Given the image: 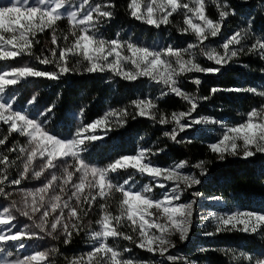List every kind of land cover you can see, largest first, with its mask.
<instances>
[{
	"label": "snow or ice",
	"instance_id": "6c2138e0",
	"mask_svg": "<svg viewBox=\"0 0 264 264\" xmlns=\"http://www.w3.org/2000/svg\"><path fill=\"white\" fill-rule=\"evenodd\" d=\"M211 2L216 4V0H211ZM86 4L88 0H80V3L76 5V10H72V0H0V61L14 60L22 55H33L34 42L40 43L35 39L36 35L52 30L51 44L53 47L42 48L41 55L35 56L34 59L38 64L55 66V71H41L27 64L13 67L10 71L0 69V122L8 126L9 133L15 132L28 138L27 147L17 148L13 145L8 149L9 152H19L20 155L16 160L22 163V171L18 178L8 182L12 185H20L22 180L29 178L30 171L35 179H40L48 173L40 187L22 193L21 206L18 207L17 202L12 201L9 206L0 209V264H52L50 256L58 252L56 247L34 250L33 253L22 257L13 256L9 249L23 250L26 247L25 240L43 239L44 236L53 239L63 236V243H70L73 235H78L82 231L83 221L80 213L83 212L87 216L88 212L93 210L97 196L106 200L113 190L121 194L118 205L119 214L114 215L109 211L106 203L100 204L101 215L96 220L99 228L88 233L93 241L91 250L73 257L69 264H149L148 261L125 258L124 253H131L132 249L117 250L107 242L109 238L132 241L137 248L158 254L164 257L165 261L176 264L177 261L186 258L166 255L169 248L176 247L169 237L179 234L180 240L186 241L193 226L194 213L193 202L181 203L179 201L185 189L200 183V180L191 175L182 174L180 171L186 166V161H181L171 167H160L147 159L156 153H153L150 148H142L137 154L123 155L106 167L90 166L80 158V153L86 150L82 146L85 145V141H96L99 137L95 134L85 135V133L90 130L94 133L95 129L104 128L110 117L117 120L126 117L128 115L126 108L106 112L103 117L83 126L71 138L61 139L46 131L44 127L47 116L52 112L54 105L37 113V117H45V121H40L38 118H30L21 110H14V96L5 97L4 93L9 86L16 85L29 77L59 79L61 74L73 71L68 66V57L79 55L87 62L85 68L87 73L111 72L127 81L149 77L156 84L163 86L161 97L173 94L187 101L191 105L188 111L173 112L171 119L161 116L158 121L161 125L174 124L172 131L165 132L164 135L176 143H182L183 141L177 140V136L192 128L194 124L221 123L216 119L211 121L201 118L193 119L192 113L198 107L197 100L179 87V77L186 73L194 71L215 73L220 70L219 68L202 69L199 64L195 63L193 49H199L207 60L216 65H226L245 51L244 47L237 49L230 48V46L240 45L247 38V33L242 35L241 31H236L226 38L222 44V52L215 49L205 51L204 42L209 37H217L221 33L223 21L230 15L228 11H221L217 7L220 19L216 22L206 14L205 0H187V2H182V0H129L127 10L130 16L156 28L170 24V17L182 12L184 27L178 28V31L181 34L191 33L196 38L195 43H189L185 48L168 45L158 50L150 49L131 41L116 38L106 40L98 35L97 25L101 20L105 18L110 20L113 17L112 11L103 9H114L115 4L105 3L102 8L101 4L97 3L94 6L89 5L85 10ZM231 14H234V11ZM62 18L68 19L72 37L71 42L63 47L58 43L59 38L55 31L57 22ZM63 40L69 41V35H64ZM57 51H59L58 55ZM125 51L127 54H124ZM247 52L258 54V57L264 60V39L253 38ZM185 55L189 58L185 59ZM110 57L112 59H109ZM126 62L130 63L134 70L126 69ZM192 82L200 83L198 79ZM224 90L213 88L211 92L215 94ZM227 90L246 92L264 98V90L258 91L256 87H233ZM35 99L36 97L33 96L29 103H34ZM132 104L137 109L136 115L140 117L151 115L155 119L152 109L156 108V105L151 97L134 100ZM6 141L7 137L0 138V145H4ZM237 141H242L243 146V156L240 158L248 159L257 153L264 154V104H261L260 108H252L246 114L244 122L226 128L222 138L210 144V150L223 160L225 154L237 155L240 150ZM157 151L163 152L165 149L161 148ZM68 158H72L75 164L68 163ZM16 160L10 161L9 156L3 155L0 156V165L7 168L14 165ZM38 160L41 161L38 166L39 170H35ZM57 161L63 163L58 166ZM195 167L199 168L201 165L197 164ZM129 168L134 169L136 174L151 177L156 187L166 189L161 194L162 198L154 199L150 195L153 191L151 184H144L140 189L134 190L133 175H129L120 184H113L107 178L109 172L115 173L118 170ZM52 169H62L63 175H57L55 171H50ZM77 173H79L78 177H76ZM0 177H2L0 184L8 180L2 172H0ZM74 177H76L75 180ZM161 180L176 181V183L170 187L167 183H161ZM181 184L184 185L183 188ZM69 186L71 195L65 199L64 195ZM0 194L11 195V193H4L3 187H0ZM73 199L76 201V206L71 203ZM81 205H87V210ZM153 209L155 211H151ZM13 210L20 216L28 218L32 224H25L17 229L16 224L13 223L16 219L12 214ZM212 218L216 221V231L205 232L206 236L232 231L264 235V213L261 212L236 211L226 216L213 213ZM125 220L129 222L133 232H137L138 229V242L132 235L119 230ZM87 227H92L91 222ZM31 228L37 231H31ZM13 229L16 230L13 231ZM153 229L155 231H152ZM57 232L59 235H54ZM207 250L201 249L202 252ZM227 253L231 254L230 259L234 262L242 260L247 264H264V250L259 251L258 254L240 252L237 255L233 249H228Z\"/></svg>",
	"mask_w": 264,
	"mask_h": 264
},
{
	"label": "trees",
	"instance_id": "16d2710c",
	"mask_svg": "<svg viewBox=\"0 0 264 264\" xmlns=\"http://www.w3.org/2000/svg\"><path fill=\"white\" fill-rule=\"evenodd\" d=\"M96 1L115 4V8L110 9L113 17L110 20L105 18L99 24L108 37H114L119 31L134 43L146 47L154 45L153 38L162 39L163 27L155 28L130 16L127 10L129 0ZM225 1L229 4L225 10L230 13L226 19L229 30L234 28V31H241L242 35L247 33V37L251 40L264 39V0ZM210 10L214 12L213 17L216 18L217 12ZM233 11L234 14H231ZM51 31L46 30L41 34L50 42ZM55 31L59 38L58 43L63 47V36L70 35L67 20L58 21ZM248 47H244L245 51L233 58L230 64L218 73L204 75L199 84L193 82L188 84L189 90L196 91L214 103L216 109L213 110V114L214 112L215 115L218 113L216 116L222 113L228 114L233 117L234 123L242 122L252 108L260 107L263 98L246 92L218 91L212 94L211 89H231L240 85L244 88L257 82L264 84V60H261L258 54H248ZM80 61L79 56H71L70 59L68 58V66L73 71L61 74L59 79H41L44 82L43 87L35 91L40 94V98H45L50 106L54 105L52 114L58 124L69 125L70 128L78 118L89 122L103 117L106 112L113 109L128 110V115L121 117V121L111 128L108 136L103 139L104 146L100 149L99 155L96 154L97 160L103 163L111 161L117 155L126 152L131 145L135 149L136 141L144 135L149 141L155 142L156 151L165 149L156 153L160 162L175 160L204 163L206 171L201 175L197 186L201 192L218 196L230 207L264 213V154L257 153L248 159L240 156H225L221 160L218 154L210 150L206 136L194 135L192 131L178 135L177 140L183 141L182 143L172 141L164 135L165 132L160 126L152 124L150 118L136 115L137 111L132 101L144 97L147 92L145 84L141 83L140 79L127 81L119 76H108L105 72L87 73L86 67L82 66ZM25 89L23 99L27 96L26 93L32 90L30 86ZM156 106L164 114H170L185 109L186 103L180 97L167 95L157 98ZM4 137H7L4 144L6 155L12 158L13 152H9L8 149L13 145L24 144L26 138L15 132L9 133L6 126L0 132V138ZM86 234L87 230L82 229L78 235H73L70 243L64 244L63 240L57 242L56 261L63 264V259L71 258L77 250H85L89 240ZM201 239L192 240L191 243L190 238L180 245L186 253L190 251L193 253V261L197 264L239 263L230 259L231 254L227 253L228 249H233L237 255L240 252L258 254L259 251L264 250V235L232 231L204 236ZM202 248L208 250L202 252Z\"/></svg>",
	"mask_w": 264,
	"mask_h": 264
},
{
	"label": "rangeland",
	"instance_id": "374dc122",
	"mask_svg": "<svg viewBox=\"0 0 264 264\" xmlns=\"http://www.w3.org/2000/svg\"><path fill=\"white\" fill-rule=\"evenodd\" d=\"M182 2H187V0H182ZM205 2H206V14L208 15V17L213 19L216 22H219L220 18L218 16L217 7H219V9L221 11H225L229 5L228 2L225 0H216V4H213L211 2V0H205ZM79 3H80V0H72V4H73L72 10H76V5H78ZM97 3H100L102 8H103V5L105 3H107V1L101 2V1H96V0H88V4H86L84 6V8H85V10H87L89 5L94 6ZM209 9H213L215 12H217L216 18L213 17L214 12H212L211 10H210L211 11L210 12ZM103 10H110V9H103ZM93 15L95 16V13H93ZM63 19L67 20V22H68L67 18H62L61 20H63ZM183 19H184V17H183L182 12L173 14V16L170 17V20H171L170 24L161 25V27H163L162 39L161 38L159 39L158 37L153 38L152 40L155 41V43H154V45L150 46L149 48L158 50V49H161L162 47H165L168 45H171L173 47L185 48L189 43H195L196 38L193 34H191V33L181 34V32L178 31V28L182 29L184 27ZM226 19L223 21L221 33L217 37H209V39L204 42L203 48L205 51L210 50V49H215L216 51L222 52L223 51L222 44L225 42L226 38L230 37L232 34H234L236 32V31H234V28L230 29V30L227 28ZM102 20H101V22H102ZM101 22L99 24H101ZM139 22H141V21H139ZM194 22H198V21H194ZM141 23H143V22H141ZM68 24H69V22H68ZM99 24L97 25V28L99 30L97 34L103 36L106 40H111L113 38H116V39H120L123 41H131L129 37H125V35H121L119 33V31H117V33L119 35H117V33H116L114 37H108V35L105 34L103 32V30L99 27ZM144 24H146V23H144ZM149 26H151V25H149ZM153 27H155V26H153ZM77 32H79L78 29H77ZM35 39L39 40L40 43L36 44L34 42V46L32 48L33 55H31V56L22 55L20 57H17L14 60L10 59L8 61H0V69L10 71L11 68H13V67L22 66V65L27 64L28 66H33V67H35L41 71H55V66L53 64H49V65L38 64L36 62V60L34 59L35 56L41 55V49L42 48H44V47L51 48V47H53V45L51 44V42L49 40H46L45 37H43V35H41V33H38L36 35ZM71 39H72V37H71V35H69V41L66 42V41L62 40V44L64 46H67V44L71 42ZM245 40H243L240 45H232V46H230V48L234 47V48L239 49L240 47L250 46L252 40L248 37ZM131 42H133V41H131ZM137 45H139V44H137ZM139 46H142V45H139ZM45 54H47V53H45ZM58 54H59V51H57V55ZM124 54H127V52L125 51ZM193 54L195 56V63L199 64L202 69L219 68L220 69L219 71H221L222 69H224L225 67H227L230 64V62H229L226 65H216L214 62L207 60L203 56V54L201 53V51L199 49H193ZM76 56H79V55H76ZM70 57L71 56H69L68 58L70 59ZM79 57L81 58V61H80L81 65L86 67L87 62L84 61L81 56H79ZM188 58L189 57L187 55H185V59H188ZM109 59H112V58L110 57ZM125 68L128 70H134L133 66L127 62L125 63ZM105 73H107L108 76H111V75L117 76L111 72H105ZM216 73H218V72L213 73V72H206V71H200V72L194 71V72L186 73L183 76L179 77V87L183 91H185L186 93H188L191 96H193L194 98H196V100H197L198 107H197L196 111L192 113L193 119L201 118V119H206L208 121L216 119V120L221 121V123H216V124H214V123L194 124L192 128L186 130V131H190V132L192 131L194 135H198V134L205 135L207 138L209 146L211 143L217 142L220 138H222V135H223L226 128L234 127V126H237L239 123H241V122L234 123L233 117H230L228 114L222 113L221 115L216 116L218 113H216V115H215V112H214V114H213V110L216 109L213 102H210V100H208V99H203L204 97H202L196 91L189 90L188 84L191 83L193 80L198 79L199 81H201L202 77L204 75L216 74ZM41 79H43V77H37V78L29 77L27 79L21 80L18 84L13 85V86H9L5 90L4 95H5V97H7L9 95L14 96V101H13V109L14 110H21L25 115H28L30 118H33V119L38 118L40 121H45L44 116L37 117L38 112L45 111L50 106L49 102L45 98L44 99L40 98V94L35 91V89L43 87L44 82ZM138 79L141 80V83L145 84L146 91H147L146 95L140 99H146V98L151 97L152 102L156 105L157 98L161 97L160 93H161L163 86L156 84L149 77H139ZM28 86H30V88H32V90L30 92H27L26 93L27 96L25 97V99H23V97H22V96H24L23 93L26 90L25 88H27ZM236 87H241V85L236 86ZM248 87H256L258 89V91L264 90V84H262L260 82H257V84H250ZM164 90H166V89H164ZM224 91L227 92L228 90L225 89ZM170 95H173V94H170ZM33 96L36 97L34 103H29V101L32 99ZM263 100H264V98H263ZM185 103H186L185 109H181V110L174 111V112L179 113L181 111H185V112L188 111L190 109L191 105L187 101H185ZM262 104H264V101ZM258 108H260V107H258ZM136 111H137V109H136ZM152 113L155 115V119H153L151 115L146 116V117H148L152 120V124L154 126L155 125L160 126L164 132H171L172 131L173 127L175 126L174 124L161 125L158 123V121L161 118V116H164L168 119H171V114L173 112L170 114H164L156 106V108L152 109ZM99 118H101V117H99ZM96 119L97 118H95L89 122H86L84 119L78 118V121L74 123L72 128H70L69 125H66V126L59 125L58 124L59 122L55 120V118L53 117V114L51 112L47 116V120L44 123V127H45L46 131H49L51 134L57 135L58 138L67 139V138H71L74 135V133L79 131L83 126H86L87 124L93 122ZM245 120H246V118L242 122H244ZM119 121H121V120H117L116 118L110 117L107 125L104 128H97L94 130V133L91 130L88 133H85V135L95 134L97 137H99V139H97L96 141H91V142L85 141V145L82 146V147L86 148V150L80 153V158L83 159L86 164H88L90 166H96V167H106L107 165L113 163L116 159L120 158L123 155H135V154H137L138 150L142 149V148H150L153 153L158 152V151H156V148L154 146L155 142L149 141L143 135L136 141L135 149L132 148L133 145H131V147H128L126 152H124L120 155H117L111 161H107V162L103 163V162L97 160L96 154L99 155L100 149L104 146L103 139L108 136L109 130L111 128H113L116 124H118ZM181 122L183 123L184 121H181ZM4 126H6L8 128V126L6 124H4L3 122H0V132ZM186 131L181 132V133L185 134ZM187 133H189V132H187ZM18 135H20V134H18ZM20 136H22V135H20ZM22 137H25V136H22ZM25 138H26L25 143L20 145V146H17V148L22 147V146L23 147L28 146V138L27 137H25ZM17 143H19V142H17ZM237 143H238V145H240V150L238 151L237 155H235V156L242 157L243 156L242 141H237ZM5 150L6 149L4 148V145H0V156L6 155ZM253 151H255V149H253ZM19 155H20L19 152H13L11 154L12 158H9L10 161L16 160V158ZM225 156H233V155L225 154ZM147 159H150L155 165H158L160 167H171L174 164H178L181 162V161H175V160H171L169 162H160L157 160L156 154L149 156ZM145 162H147V160ZM40 163H41V161H39V160L36 162L37 167L35 170H39L38 166ZM56 163L59 166L63 162L57 161ZM68 163L75 164V161L72 158H68ZM197 164H200L201 167H199V168L195 167V165H197ZM69 170H72V169H69ZM21 171H22V163L20 160H16V163L14 165H11L7 168H5L4 165H0V172H2L3 175H6L8 177V180H5L3 184H0V187H3L4 193H11L10 196H5L3 194H0V209H2L5 206H9L12 201H16L18 207L21 206L20 201L22 199V193L24 191H31V190H34V189L40 187L42 185V182L44 181V179L47 178V176H48V173H45L44 176H42L40 179H35L32 177V172L30 171L29 172V178L22 180L20 185L10 184L8 181L18 178ZM50 171H55L57 173V175H63L62 169H52ZM180 171L182 172V174H188V175L193 176L195 179L200 180L201 175L205 174L206 170H205L204 163L187 162L186 166L183 169H181ZM129 175L134 176V190L140 189L144 184H151L153 191L150 193V195L154 199L162 198L161 194L164 191H166V189L156 187L155 182L152 181L151 177H149L147 175L136 174L135 170L131 169V168L126 169V170H118L115 173L109 172L107 178L110 179L113 184H120L125 179H127ZM78 176H79V173L76 174V177H78ZM76 177H74V180L76 179ZM0 178H2V177H0ZM161 183H167L171 187V186H174L176 181L165 182V181L161 180ZM198 185L199 184H196L192 188L185 189V191L183 192V195L181 196V200L179 201L181 203L193 202V208H194L193 226H192V228L189 232V236H188V239L191 238V243H192V240H198V241L202 240L201 238L206 236V235H204L205 232H215L216 231V221H215V219L212 218L213 213H216L218 216H226V215L234 213L236 211H241V212L244 211V210H239L237 208H233V207L228 206L227 204H225V202L221 198H219L216 195H208V194L201 192L197 188ZM181 187L183 188L184 185L181 184ZM93 194H95V193H93ZM69 195H71L70 186L68 187V189H66V194L64 195V198L67 199V196H69ZM120 199H121V194L119 192H116L115 190H113L112 194L106 200L101 199L99 196H97L96 203L93 205V210L89 211L87 216H85L83 214V212L80 213L81 219L83 221L82 229L87 230L86 236L89 239L87 242V248L83 251L77 250L75 255L69 259H63V264H69V261L73 257L80 256V255L91 250L93 241H92L91 237L88 235V233L90 231H93V230H98V228H99V226L96 224V220L99 219V217L101 215L99 205L102 203H106L109 206V211H111L114 215H118L119 214L118 205H119ZM71 203L73 206H76V201L74 199L71 201ZM81 207H84L85 210H87V205H81ZM151 211H155V209H153ZM65 212L67 213V210H65ZM255 212H257V211H255ZM12 214H13V216L16 217V219L13 221V223L16 224L17 229L21 228L25 224H29V225L32 224V221H30L28 218L20 216V214L18 212H16L15 210H13ZM89 222H91V224H92L91 228L87 227ZM15 230L16 229H13V231H15ZM30 230L31 231H37L34 228H31ZM119 230L122 231L123 233L127 234V235H132L134 237V240H137V242H138V239H137L138 229H137V232H133L132 227L130 226L129 222H127L126 220L121 224ZM152 231H155V229H153ZM54 235H59V232L55 233ZM199 237H201V238H199ZM169 238L172 241V243H174L176 245V247L175 248H169V252L166 253V255L171 254V255L186 258V259H182L180 261H177L176 264H197L196 262L193 261V259H194L193 255H192L193 253L191 251L186 253V251H184L180 247V245L182 243H185L186 241H188V239L186 241H181L179 238V234L171 235ZM61 240H64L63 236H59V239H53L52 237L44 236L43 239L25 240L24 243L26 244V247L23 250H15V249L10 248L9 251H11L13 253V256H21L22 257L24 255H28V254L33 253L34 250H45V249L56 247L57 242H60ZM107 242L112 247L116 248L117 250L122 251L124 248H131L132 249L131 253H124L125 258L131 257L134 260L148 261L149 264H173V262L165 261L164 257H161L158 254H153V253L147 252L145 250H141L139 248L135 249L134 247H136V245L132 241H127V240H123L120 238H115V239L109 238V240ZM196 247L199 248L198 245H196ZM55 257H56L55 253L50 256V260L52 261V264H59L56 261ZM145 257H148V258L145 259ZM236 264H247V262L243 261V262H239Z\"/></svg>",
	"mask_w": 264,
	"mask_h": 264
}]
</instances>
